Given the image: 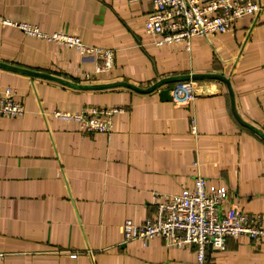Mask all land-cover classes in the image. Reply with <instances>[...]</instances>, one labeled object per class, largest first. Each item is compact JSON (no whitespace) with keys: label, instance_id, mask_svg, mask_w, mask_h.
<instances>
[{"label":"crops","instance_id":"1","mask_svg":"<svg viewBox=\"0 0 264 264\" xmlns=\"http://www.w3.org/2000/svg\"><path fill=\"white\" fill-rule=\"evenodd\" d=\"M153 8L152 0H0V15L14 22L115 51L113 67L98 71L74 47L0 25V63L55 77L0 64V94L15 90L26 109L0 115V264H197L195 245L124 241L126 219L153 217L156 194L193 187L197 174L228 189L225 208L264 222V137L237 117L225 81L183 80L197 82L191 104L162 98L176 82L151 91L123 84L224 75L241 119L264 132V9L188 47L155 43L145 29ZM88 106L125 110L113 115L111 133L53 115ZM206 264H264V239L208 245Z\"/></svg>","mask_w":264,"mask_h":264},{"label":"built area","instance_id":"2","mask_svg":"<svg viewBox=\"0 0 264 264\" xmlns=\"http://www.w3.org/2000/svg\"><path fill=\"white\" fill-rule=\"evenodd\" d=\"M154 8L145 19V29L155 35V43L185 42L189 47L194 36H208L226 32L236 22L248 15H256L264 9L258 0H152ZM0 25H15L31 36L54 41L77 49L84 57L96 61L98 71L108 70L115 62V51L111 48L88 44L74 34L64 31L46 33L28 22H14L0 15ZM195 81L175 84L172 98L191 104L197 97ZM122 106H88L80 111L61 109L53 115L64 120H75L89 132L111 133L113 115L124 111ZM26 111L24 101L17 92L7 88L0 94V115L21 116ZM196 129L195 126H193ZM228 189L224 186L208 187L206 177L197 174L193 187L180 192L156 194L155 215L142 222L126 219L124 241L140 239L146 241L160 237L168 246L195 245L197 264H206L207 247L223 250L229 237L248 235L253 239H264V222L259 215L225 208ZM6 251L0 250V261Z\"/></svg>","mask_w":264,"mask_h":264},{"label":"water","instance_id":"3","mask_svg":"<svg viewBox=\"0 0 264 264\" xmlns=\"http://www.w3.org/2000/svg\"><path fill=\"white\" fill-rule=\"evenodd\" d=\"M0 64L3 65V66L10 67L12 69L28 72L30 74L41 75V76H45V77H49V78H55V77L50 76V75L37 73V72L31 71V70H28V69L15 67V66H12V65H7L5 63H0ZM191 78L192 79H196V80L197 79H202V78H216V79H221V80L225 81L227 83V85H228V88H229V91H230V94H231L233 109H234V112L237 115V117L241 120V122L243 124H245V125L251 127L252 129L256 130L257 132H259L264 137V132H262L258 128H256V127L244 122L241 119V117L239 116V114H238V112L236 110V106H235L234 91H233L231 82H230L229 78L224 76V75L204 73V74H194V75L171 76V77H167V78H164V79H161V80L157 81L155 84H153L151 87H148V88H141V87H138L137 85H134V84H131V83H128V82H125L123 84L131 86V87H133L135 89H138V90H141V91H151V90L160 88L161 86H163V85H165L167 83H174V82H176V84L177 83H182V82H186V81H183V80L191 79ZM187 81H190V80H187ZM174 87H175V84L170 85L168 87L161 88L160 89V95L162 96V98H164V99H172L171 91L174 89ZM202 89H203L202 93H204V94L205 93L208 94V93L211 92L210 89L206 85H203Z\"/></svg>","mask_w":264,"mask_h":264}]
</instances>
